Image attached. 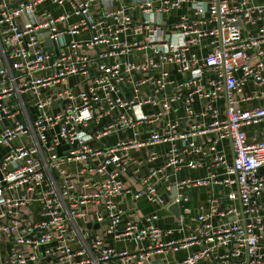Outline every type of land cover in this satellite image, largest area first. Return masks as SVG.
Returning <instances> with one entry per match:
<instances>
[{
	"label": "built area",
	"instance_id": "1",
	"mask_svg": "<svg viewBox=\"0 0 264 264\" xmlns=\"http://www.w3.org/2000/svg\"><path fill=\"white\" fill-rule=\"evenodd\" d=\"M17 1L0 0V147H10L0 160V246L3 234L19 249L0 264H163L161 257L191 247L198 250L173 264H264V130L252 138L244 130L264 123V0H24L10 7ZM66 1L71 9H62ZM46 2L59 9L37 13ZM44 30L48 50L38 39ZM75 79L85 80L76 93ZM64 82L69 87L54 92ZM151 123L161 129L141 138L138 127ZM182 123L188 128L177 132ZM119 132L132 137L90 147ZM225 140L231 163L219 149ZM162 144L164 164L141 178L132 199L165 210L178 204L177 227L158 228L157 214L123 221L116 199L130 192L120 179L129 153ZM155 158L149 153L146 161ZM200 167L211 170L208 178L166 186L176 187L173 200L157 193L158 183ZM204 186L207 207L192 218L193 232L166 240L190 217L187 191ZM226 189L239 208L219 206ZM215 217L234 221L214 225ZM108 237L131 249L106 246Z\"/></svg>",
	"mask_w": 264,
	"mask_h": 264
},
{
	"label": "crops",
	"instance_id": "2",
	"mask_svg": "<svg viewBox=\"0 0 264 264\" xmlns=\"http://www.w3.org/2000/svg\"><path fill=\"white\" fill-rule=\"evenodd\" d=\"M140 0H122V4H129V3H136L139 2ZM116 6H118L116 4ZM190 7V5L186 4L184 5L181 10L177 11L172 15V19L176 20L179 15L184 14L186 10ZM39 12L42 11H49V9H59L57 6L52 5L49 2L43 3L37 7ZM62 9H71L69 2L66 1L63 5ZM91 9H104L100 4H93ZM246 31L248 32L249 35H254L255 28L254 27H247ZM88 33H82L79 36L74 37V40H82L86 38ZM71 38L66 36V40L69 41ZM262 49L264 50V44L262 45ZM256 59H253L252 62H254ZM73 80L68 81L71 83ZM64 82L60 86L56 87L54 92H59L61 89H65L69 87V83ZM76 86L74 89V92L80 91L84 84L85 80L84 79H75ZM251 88V85L247 86V89ZM218 108L220 111V114L222 117H224V102H219L218 103ZM56 107V106H55ZM193 107L196 111H199L201 109L200 102H198L197 99H194L193 101ZM145 112L147 113H152L155 111V109H152L150 107H145L144 108ZM176 110V109H175ZM178 116V112H174L171 114L170 117L176 118ZM109 122L108 118H104L102 123H107ZM103 125V124H102ZM188 124H181L176 131H182L188 128ZM140 131V137L145 139L148 136V132L150 131H156L161 129V123H151V124H145L140 127H138ZM248 138H252L254 136H259L261 132L264 130V123L253 127V128H245L244 129ZM125 137H132L131 133H125V132H119L112 134L110 136H107L101 140L100 143L98 142H91L90 147L92 149H99V148H110L114 146L118 141L123 140ZM205 137L200 136L197 138V143H203ZM16 142L14 141L12 143V146H15ZM65 147L63 145L60 146L58 149V152L61 153ZM219 149L223 151L224 156L226 157L228 163H231L232 161V155L230 151V144L229 141L225 140L222 141L219 144ZM167 150H168V145L167 144H162L159 146H156L154 148H143L139 150H132L129 153L128 157V162L126 165V169L124 171L120 172V179L123 182L124 186L126 189H128L130 192L127 194H124L121 197H118L116 199V204L119 207L120 210L123 211L124 215L122 216L123 221H126L128 219H131L132 221H140L145 215L148 214H157L159 217V220L157 221V227L161 229H165L168 227H177V222H174L173 224H168L166 223V220L171 217V214L168 210L165 209H160L158 206L155 204L149 203L146 199L142 198L137 201H134L132 199V193L138 191L140 189V180L145 176L149 170L156 169L160 166H162L167 158ZM10 151V147L8 146H1L0 147V160ZM149 153H155L156 158L151 160V161H146V158ZM259 175L261 177H264V167L258 171ZM211 174V170L206 169L205 167H200L194 170H190L187 168H184L180 170L179 172L176 173L175 177H170L167 182H160L156 186V191L159 195L162 197L169 198L171 192L166 190V186L172 185L182 179H199V178H208ZM81 179H85L84 177H81ZM209 187L204 186V187H197V188H192L189 191H187V195L189 198L188 203L185 205V207L190 211V217L186 219V223L184 225V230L182 233H174L170 237L166 238V240H178L187 237L189 234H191L196 227V222L192 220L193 217H196L199 215V213L202 212V208L207 207V199L209 196ZM216 191L218 192V188L216 187ZM227 193L228 190L226 189L224 191V197L222 201L220 202V207H223L226 204H230L232 206H235L239 208V203L238 201H229L227 199ZM261 203L264 204V193L262 194L260 198ZM221 221L225 223H232L234 221L233 217H227L225 219H220L218 217L214 218V225L220 223ZM95 230L92 227V231ZM97 230V229H96ZM101 232L94 233L93 235H98L100 236ZM1 246H0V262H2L9 254H11L13 251L18 250L19 248L16 247L12 239L7 236L1 234ZM264 242V240H263ZM105 245L108 247H113L117 251L123 249L124 247L131 249V244L130 243H115L112 241L110 237L105 239ZM198 250V247H191L187 250H180L177 253H169L168 255L161 257L160 260L163 264H173L174 262L181 261L183 260L187 255L194 253L195 251ZM198 264H216L214 262L210 261H202Z\"/></svg>",
	"mask_w": 264,
	"mask_h": 264
},
{
	"label": "water",
	"instance_id": "3",
	"mask_svg": "<svg viewBox=\"0 0 264 264\" xmlns=\"http://www.w3.org/2000/svg\"><path fill=\"white\" fill-rule=\"evenodd\" d=\"M23 1L24 0H19V1L15 2V3H13L12 5H10V7H14L15 5H18L19 3L23 2ZM40 34H42V36H38V39L41 40V38H43V37L45 38L44 39V46H45L44 50H48L49 47L51 46V42H50V40L48 38L49 37V33H48L47 30H44V31H41ZM56 105H57V102H54L53 106L55 107ZM170 192H171V194H170L169 198H166V201L173 200L175 198V196L177 194L176 187L173 186L171 188ZM168 211L170 212L171 217L166 220V223L173 224L175 222V219H177L179 217V205L176 204V203L171 204L168 207ZM106 224H108V223L107 222L103 223V225H106ZM90 227H91V225H88V228H90ZM93 229H95V230L98 229V225H95L93 227Z\"/></svg>",
	"mask_w": 264,
	"mask_h": 264
},
{
	"label": "rangeland",
	"instance_id": "4",
	"mask_svg": "<svg viewBox=\"0 0 264 264\" xmlns=\"http://www.w3.org/2000/svg\"><path fill=\"white\" fill-rule=\"evenodd\" d=\"M71 22H73V20Z\"/></svg>",
	"mask_w": 264,
	"mask_h": 264
}]
</instances>
